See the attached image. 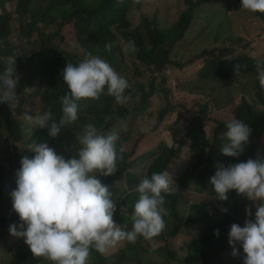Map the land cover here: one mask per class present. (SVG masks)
Returning a JSON list of instances; mask_svg holds the SVG:
<instances>
[{
	"label": "rangeland",
	"instance_id": "rangeland-1",
	"mask_svg": "<svg viewBox=\"0 0 264 264\" xmlns=\"http://www.w3.org/2000/svg\"><path fill=\"white\" fill-rule=\"evenodd\" d=\"M187 0H167L157 3H139L132 0L127 11V19L130 22L129 31L137 32L142 39H146L147 26L145 20L156 16L159 27H170L178 20L179 15L188 7ZM197 5L192 24L183 38L178 41L170 56L171 64L162 72L154 71L139 62L134 52L125 51L127 43L117 26L113 28L115 35L114 47L110 54L103 53L98 45L91 46L95 51H88L84 45L83 36L76 34L73 22L64 18L68 17L72 8L59 9L55 12V19L60 23H49L46 33L53 36L52 42L37 41L36 37L25 38L21 34L15 6L17 0H0V49L6 43L17 51L23 52L21 56H42L52 54L50 48L56 47L66 53L73 52L80 57V61L89 54L99 56L106 60L116 72L124 77L129 88L135 90L138 84H142L149 91L154 87L149 102L145 106L143 114H138L136 109L141 107V94L130 96L125 105H118L112 101L111 111L125 109L129 111L121 122L114 127L105 130L104 133L115 131L120 136L119 144H123L128 154H132L129 160L128 172L137 174L142 180L150 164L161 154L163 147L174 145L172 129L187 127L191 120L198 114L206 115L205 133L212 141L214 128L217 124L228 122L233 117V112L244 101L252 104L255 110L264 111V105L258 100V79L255 67L248 72H238L221 81L208 74V61L229 59L244 56L250 60L264 64V21L253 13L241 10V0H191ZM37 9L34 4L32 9ZM32 15L33 21L41 28L39 23L40 12ZM62 23V24H61ZM148 25V24H147ZM60 29V37L57 39L56 31ZM82 37L81 38L79 37ZM115 59V61H114ZM38 83L34 87L24 91L23 96H17V100L7 104L12 111V117L24 129L20 142L11 145L6 140V133L2 127L3 116L0 115V182L5 188V208L10 214L15 211L12 208L11 192L16 188V173L21 167L23 156L31 158L34 153L28 150L30 138L38 130L33 129L27 134L25 129L29 127L26 115L41 113L40 91L36 94ZM104 95H107L106 92ZM126 95V94H125ZM264 99V93L261 94ZM22 100V101H21ZM21 104V106H20ZM101 105L92 101H85L78 107V120L67 124L65 129V143L60 148H55L58 154L68 157L74 154L76 134L81 131L86 122L95 116L106 118L108 111H102ZM160 119V120H159ZM264 141V139H263ZM196 159L191 156L188 143L182 153L173 158L167 171L172 179L171 187L177 193L176 214L181 218L182 231L175 237H170V231L175 223L170 214L164 217L166 227L163 232L152 240L127 241L119 243L106 254L105 264H133L137 259H142L151 264H181L179 261L187 256V245L199 230V222L190 207L199 202L214 201L215 193L208 182V192L199 193L191 184L189 190L179 184L185 170L191 167ZM200 171V169L198 170ZM198 173L194 175L197 179ZM189 181L185 176L182 183ZM113 198L119 204L129 195L130 190L126 179L116 181L110 186ZM173 192V191H172ZM233 197H238L243 208L242 218L246 214V207L255 210V203L237 192H229ZM165 195V200L168 201ZM123 197V198H121ZM120 211L128 214L123 205ZM242 218L239 220L241 223ZM201 223L205 224L204 221ZM127 229L132 224L125 219ZM11 223H0V264H6L15 251L19 253L30 252L23 238L10 235ZM19 225V224H18ZM19 230V228H18ZM237 247V245H236ZM229 250H233L228 246ZM31 264H42L40 257L29 258ZM88 264H93L89 257ZM243 264V263H239Z\"/></svg>",
	"mask_w": 264,
	"mask_h": 264
},
{
	"label": "clouds",
	"instance_id": "clouds-1",
	"mask_svg": "<svg viewBox=\"0 0 264 264\" xmlns=\"http://www.w3.org/2000/svg\"><path fill=\"white\" fill-rule=\"evenodd\" d=\"M163 1L167 0H135V3ZM241 10L264 13V0H241ZM106 48L110 51L112 45L109 43ZM124 50L138 51L134 41H128ZM21 55L23 52L16 51L9 56L0 72V104L17 100L16 60ZM240 68L236 66V74ZM256 71L264 90V64L258 63ZM62 79L69 89L60 97L62 117L57 121L51 109L34 116L26 115L27 134L33 129H47L48 135L56 138L61 127L78 120V101L98 100L105 90L118 105L127 104L131 98L125 95L128 81L99 56L89 54L78 64L69 61ZM251 134L252 129L243 121L236 118L228 121L223 133L226 143L222 145V154L239 158ZM75 140L74 154L68 158L58 154L48 143L29 145L28 150L34 156L21 158L16 188L11 192L12 208L20 223L9 226L10 235L23 238L35 257L40 260L42 257L51 264H88L92 250L103 255L121 242L135 243L159 236L166 227L164 217L169 214L165 195L174 191L169 172L152 173L135 186L138 199L130 215L131 229L126 230L127 224L115 222L118 202L110 186L99 178L112 177L119 171L118 160H123L126 151L123 144H118L120 136L115 131L106 134L88 123L76 134ZM210 184L215 200L227 201L229 192L236 191L255 203L254 220L252 208L246 207L248 218L243 227L235 223L238 219L232 222L228 243L233 256L240 255L236 245L242 247L243 264H264V159L249 158L218 165ZM221 211L228 210L222 208ZM14 213H9V217ZM215 234L219 236V231ZM139 237L143 239L137 240Z\"/></svg>",
	"mask_w": 264,
	"mask_h": 264
},
{
	"label": "trees",
	"instance_id": "trees-1",
	"mask_svg": "<svg viewBox=\"0 0 264 264\" xmlns=\"http://www.w3.org/2000/svg\"><path fill=\"white\" fill-rule=\"evenodd\" d=\"M131 1L17 0L14 13L18 17L23 37L32 38L35 36L37 41L52 42L53 36L46 33V27L49 23H60L54 16L57 10L70 7L72 11L64 20L70 19L73 22L75 33L83 36L84 45L87 46V50L94 51L91 46L98 45L103 53L107 54H110L112 48L115 46L113 28L118 26L122 30L121 34L126 42H135L138 51L134 52V54L137 60L148 68L153 67L156 72H162L171 64L170 56L172 55L173 47L183 38L186 31L190 28L195 9L199 2L193 3L191 0H187L186 4L188 7L170 27H159L156 16L149 18L150 22L145 20V26H147L148 30L146 39H141L137 32L129 31L130 22L127 19V11ZM34 4L37 6L38 11L36 8L32 9ZM36 11L40 12L41 15L39 18V23L42 24L41 28L31 18ZM254 15L264 21V13L258 12L254 13ZM81 36L79 37L82 40ZM39 37L41 38L40 40ZM56 37L57 39L60 37V29L56 31ZM109 43L112 45L110 51L106 48V45ZM4 45L3 49H0V72L5 67L6 59L17 51L16 48L8 46L6 43ZM50 50L52 54L47 57L35 55L17 57L16 72L19 82L16 88V95L23 96L25 90L34 87L38 83L39 86H37L34 94L40 91L41 114L51 109L54 117L59 121L63 115L60 97L69 91L67 85L63 82L62 73L69 61L73 64H78L80 57L73 52L66 53L64 50L56 47H51ZM2 58L4 59L2 60ZM237 65L241 66L240 72H248L257 66L254 60H250L244 56L237 57L234 60H212L208 61V74L224 81L236 73ZM257 86L259 103L264 105V99L261 96L264 90L261 89L259 82ZM153 91V86L149 87V91H147L145 86L138 84L135 90L128 88L125 94L129 96H134L136 93L141 94V107L137 108L136 111L138 114H143ZM85 101L87 100L78 101V107ZM89 101L100 104V109L102 111H108V114L105 119L95 116L93 120L86 122L85 125L93 123L103 132L114 127L129 115V111L125 109L111 111L114 98L109 95L102 94L98 100L89 99ZM0 115L4 118L2 127L6 133V140L11 145L20 142L24 134V129L12 117V111L7 104H0ZM233 118L243 121L252 129V134L249 138L250 142L239 158H230L222 154V145L226 143V138L223 137V133L226 131L227 122L217 124L214 128L213 140L210 141L204 130L206 115L198 113L187 127L172 129L174 145L172 147H163L161 154L150 164L145 176L150 178L152 173L167 171V167L171 164L172 159L182 153L187 143L192 159L194 157L196 161L191 167L185 170L184 176L179 181V184L184 186V190L186 191L193 184L197 192H208L207 184L215 174L218 165L223 164L226 166L228 164H235L246 161L249 158L264 159V111L255 110L252 104L244 101L233 112L231 119ZM65 129L66 125L61 127L60 133L56 138L50 137L47 129H38L30 138V142L37 144L48 143L55 148H60L65 143ZM131 157L132 154L124 152L123 160H118L119 171L112 177H99L103 183L109 186L114 185L116 181L126 179L130 193L121 204L118 203V210L114 215L115 222L121 225L125 224V219L131 223L130 215L134 209V203L138 199V194L134 191V188L141 181L137 174L128 172ZM199 169L200 171H198ZM196 173L199 176L197 179H194ZM185 176L189 178V181L182 183V179ZM4 195L5 188L0 182V223L9 221L11 224H19L20 219L18 214L14 213L9 217V212L5 208L6 199ZM177 197L178 195L175 191L171 192L167 196L168 201L165 204L171 220L175 221L170 231V237H175L182 231L181 218L176 214ZM122 205L127 208L128 214L120 211ZM222 208H226L228 211L226 213L222 212ZM243 208L244 206H242L238 197H233L231 193L228 194V200L224 202L214 199V201L208 200L192 205L190 211L193 210L196 215V222L200 223L199 230L187 245V256L179 262L181 264L243 263L242 257L244 253L242 247L237 244L240 252L239 256H233V250H229L228 248V234L230 226L233 224L232 222L238 219V222L235 223L243 227L245 219L248 218L247 213L242 218ZM252 212V218L254 220L255 210H252ZM241 218L242 221L240 223L239 220ZM202 221L205 224L201 223ZM216 230L219 231V236L215 234ZM142 239L143 237H139L137 240ZM90 256L94 261L93 264H105L106 262V258L95 250L91 251ZM33 257L35 256L31 251L28 253L15 251L6 264H31L29 258ZM41 263L51 264L50 261L44 260L42 257ZM133 264L151 263L137 259Z\"/></svg>",
	"mask_w": 264,
	"mask_h": 264
},
{
	"label": "crops",
	"instance_id": "crops-1",
	"mask_svg": "<svg viewBox=\"0 0 264 264\" xmlns=\"http://www.w3.org/2000/svg\"><path fill=\"white\" fill-rule=\"evenodd\" d=\"M191 240V239H190Z\"/></svg>",
	"mask_w": 264,
	"mask_h": 264
}]
</instances>
